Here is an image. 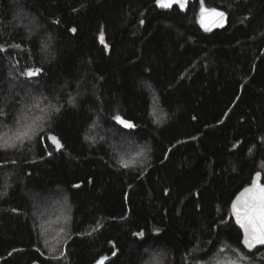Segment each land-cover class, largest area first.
Here are the masks:
<instances>
[{
  "label": "trees",
  "instance_id": "obj_1",
  "mask_svg": "<svg viewBox=\"0 0 264 264\" xmlns=\"http://www.w3.org/2000/svg\"><path fill=\"white\" fill-rule=\"evenodd\" d=\"M204 4L225 30L199 0H0V138L30 136L0 147V264H264L232 210L264 182V0Z\"/></svg>",
  "mask_w": 264,
  "mask_h": 264
},
{
  "label": "snow or ice",
  "instance_id": "obj_2",
  "mask_svg": "<svg viewBox=\"0 0 264 264\" xmlns=\"http://www.w3.org/2000/svg\"><path fill=\"white\" fill-rule=\"evenodd\" d=\"M158 7L171 8L174 3H178L181 8L184 7V0H156ZM201 25L205 26L206 20L219 18L216 23H222L224 19V13L217 11L215 8H206L204 6V0H201ZM144 23L143 20L140 21ZM205 30H208L205 28ZM75 32V29H72ZM101 42H103V33L100 36ZM40 69H36L34 72L29 71L27 75L29 77L39 73ZM56 112L60 111L59 107H54ZM121 124L127 127H133L130 123L123 121L119 116L115 118ZM38 134V133H37ZM25 138H30L27 131L23 133H17L13 142H10L12 138L5 139L0 138V147L9 148L17 147ZM59 147V145H57ZM127 163H123L122 167H128ZM257 173V177H259ZM232 210L235 215V222L239 225V228L243 230L242 243L249 250L259 246H264V186L258 185L255 180L252 182V186L245 188L244 192L232 203ZM134 235L143 236V233H135ZM238 251V250H234ZM243 259V257H240ZM98 264H103L99 261Z\"/></svg>",
  "mask_w": 264,
  "mask_h": 264
},
{
  "label": "water",
  "instance_id": "obj_3",
  "mask_svg": "<svg viewBox=\"0 0 264 264\" xmlns=\"http://www.w3.org/2000/svg\"><path fill=\"white\" fill-rule=\"evenodd\" d=\"M199 1L201 2V0H199ZM205 1H207V0H204V3H205ZM195 2H196V0H184V7H183V8H181V7L179 6L178 3H174V4L172 5L171 8H160V7H158V8H159L162 12H165V13H170V12L173 11V9L176 8V9H178L183 15H187V13H188V11H189V9H190V6H191L192 4H194ZM204 6H205L206 8H215V9H217V11H219V12H223V13H224V19H223V22H222V23H216L215 21L219 20V18H213V19L206 20V22H205V26H202V25H201V22H200V21H201V18H202V17H201V12H200V17H199V19H198V24H199V27L201 28V30H202L204 33L210 35V34L214 33L215 31L225 30V29L229 26L230 16H229V14H228L227 11H225L224 9H221V8L207 7L205 4H204ZM205 28H207L208 30H205ZM49 140H50L51 144H53V146L56 148V151H57L58 153L63 149V144H62V142L60 141L59 137H57V136L51 134V135L49 136ZM57 145H59V147H58ZM255 182H256L258 185L264 186V182H262L260 179L256 180ZM251 186H252V185H251ZM251 186H249V187H251ZM249 187H247V188H249ZM242 192H244V190H243ZM242 192H241V193H242ZM241 193H240L237 197H239V196L241 195ZM233 217H234V219H235V215H234V213H233ZM235 224H236V222H235ZM236 227L238 228V230H239V231L242 233V235H243V230L239 228V225H238V224H236ZM257 248H264V246H259V245H257L256 247L252 248L250 251H254V250L257 249ZM116 256H117V253H115V254L112 255L111 257L102 258L100 261H102L103 264H109V263H111L113 260H115ZM97 264H98V263H97Z\"/></svg>",
  "mask_w": 264,
  "mask_h": 264
},
{
  "label": "rangeland",
  "instance_id": "obj_4",
  "mask_svg": "<svg viewBox=\"0 0 264 264\" xmlns=\"http://www.w3.org/2000/svg\"><path fill=\"white\" fill-rule=\"evenodd\" d=\"M101 43L105 44V36L104 35H103V42H101ZM118 123L121 124L120 122H118ZM121 126H123L124 128H127V129L131 128V127L125 126L124 124H121ZM60 210L61 211L59 212V215H56L54 217H55V221L57 223L60 222V224L64 227L65 224H64L63 220H65L67 218L65 215V212H64L65 208H63V209L61 208ZM48 218H51V217H48ZM52 224H54L52 219H49L45 222V225L48 228L47 230L54 231V228L51 227ZM236 252H237V254L236 253L224 254V256L222 255L221 258L216 257L214 259H211V260H208L205 262H201L199 264H259V259L261 258V256L259 254L256 255L254 258H252V257H249L247 255L241 254V252H239V251H236ZM240 257H243V259H240Z\"/></svg>",
  "mask_w": 264,
  "mask_h": 264
}]
</instances>
